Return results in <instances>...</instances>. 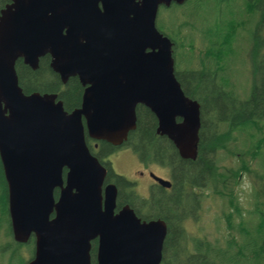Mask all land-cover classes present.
<instances>
[{
    "label": "water",
    "instance_id": "95a60500",
    "mask_svg": "<svg viewBox=\"0 0 264 264\" xmlns=\"http://www.w3.org/2000/svg\"><path fill=\"white\" fill-rule=\"evenodd\" d=\"M8 1L0 10V163L14 240L34 236L28 264H92L94 241L95 264H161L165 222L141 221L129 206L115 212L117 188L104 185L107 170L85 136L121 145L143 106L180 158L196 159L199 104L183 93L172 43L155 26L160 6L187 0ZM45 55L63 84L77 78L84 88L70 113L56 95L19 87L16 62L34 71Z\"/></svg>",
    "mask_w": 264,
    "mask_h": 264
},
{
    "label": "trees",
    "instance_id": "16d2710c",
    "mask_svg": "<svg viewBox=\"0 0 264 264\" xmlns=\"http://www.w3.org/2000/svg\"><path fill=\"white\" fill-rule=\"evenodd\" d=\"M218 1L220 4L223 0ZM190 2L188 0L187 4ZM5 3L7 0H0V9ZM208 3V0H195L194 6V15L199 16V23L204 27V33L196 32V35L201 39V35L204 36L206 46L204 43L201 51H205L206 59L200 62L183 60L187 64L184 78L182 69L177 67L179 56L184 51H178L177 43L187 45L186 42L178 35L169 37L157 27L174 44L175 77L183 93L199 104L200 128L196 159H181L173 144L156 133L157 122L154 115L147 108L137 106L136 127L129 132L121 149H131L139 163H151L167 170L172 182L170 190L154 188L152 196L143 199L139 194L135 196V190L130 189L132 185L129 182L115 176L108 164L106 167L109 169L108 175L115 179L118 186V206L128 204L144 221L165 222L167 233L162 247L161 264H264L263 190H260L257 181L256 168H253L254 160L257 157L258 163V157L264 150V0H243L238 8L240 14L245 5L247 16L255 17L248 63L252 88L246 100H241L234 91L230 80L222 75L224 70L220 66L221 60L232 52L233 33L238 28L234 26L236 21L223 15L227 10L222 8L221 26H225L215 27V21L211 24L208 20L207 15L210 12L206 15L199 13ZM185 6L174 4L169 8L160 7L158 18L172 7L181 10ZM173 18V15L170 16V20ZM175 24H181L180 28L183 26L179 18ZM194 38L188 42L192 45L189 46L192 52L194 49L199 50L195 47L196 41L194 43L192 40ZM208 38L213 43H209ZM16 73L23 94H54L67 112L80 107L83 90L78 79L70 78L66 84H62L59 76L50 68L49 61L40 59L37 70L33 71L19 60L16 63ZM85 141L91 154L103 164V159L119 149L103 141L95 142L87 136ZM94 144H97V148H94ZM231 144L234 149L230 148ZM223 152L238 161L235 167L221 168ZM244 171L255 180L256 188L252 193L254 207L252 212L247 213L253 219L243 218L242 212L237 208L238 195L233 190L236 178ZM3 176L0 163V185L7 197ZM124 187L129 188L130 196L124 194ZM206 190L210 195L206 194ZM211 195L236 209L239 219L237 222L233 221L234 212H223L221 215L226 218L232 234L238 237L237 240L229 238L222 244L217 240L212 243L205 235H193L187 231V222H198L203 211V201ZM57 197L56 191L55 198ZM93 243L92 256L96 248L95 241ZM17 245L32 249L31 242ZM27 262L28 260L24 264Z\"/></svg>",
    "mask_w": 264,
    "mask_h": 264
},
{
    "label": "rangeland",
    "instance_id": "374dc122",
    "mask_svg": "<svg viewBox=\"0 0 264 264\" xmlns=\"http://www.w3.org/2000/svg\"><path fill=\"white\" fill-rule=\"evenodd\" d=\"M208 2V5L205 8H202V12L200 11L199 13L206 15L210 12L207 17L211 24L215 21V27L220 28L221 24L223 23V21L221 22L222 8L227 10L223 13V15H226L229 20L233 19L236 21L234 26L238 28L234 29L232 52L221 60L220 66L224 70L222 75L225 76L226 79L230 80L234 91L237 92L241 100H246L249 97L252 88L251 74L249 69L250 65L248 63L250 61V44L252 42L250 37L252 36V33L255 29V17L252 18L251 16H247V13L244 10V4V8L239 14L238 8L243 3V0H223L220 4L218 0H208ZM184 5L186 6L181 8V10L180 8L177 9L172 7L170 11H164L157 20V27L166 32L169 37L178 35L187 44L185 45L180 42L177 43L178 51H184V54L179 56L177 62V67L179 66L180 69H182L183 78L187 69V64L186 62H183V60L186 59L200 62L206 59L205 51H201L202 46L205 43L204 36L201 35V39L196 35V32H199L200 34L204 33V27L199 23V16L194 15L195 0H191V2L188 4L186 2ZM234 8H236V10ZM172 15L174 18L170 20V16ZM178 18L183 23L181 28V24H175L178 21ZM224 26L225 25H222L221 28ZM180 31L183 37L180 36ZM193 37H195L192 39L194 43L196 41L195 47L199 50L194 49L192 52L190 49L192 45L188 42H190L191 38ZM208 42L213 43L212 39L210 40L209 38ZM230 148L234 149V146L231 144ZM221 155L223 157L220 163L222 169L235 167L237 165L238 161L234 158L228 157L226 153ZM136 158L137 157L133 155L131 149H120L112 154L109 163L105 159L103 160L109 165V168H112L114 173L122 175L127 180H133L137 177L138 172L142 169ZM258 159V163L257 157L254 160L253 168H256L255 173L257 175V181L260 186V190H263L261 194H263L262 199L264 200V150L261 152ZM151 169L158 176L165 178L169 176L168 171L164 168H159L158 166L153 165L151 166ZM257 170L259 172H257ZM145 181L147 183L149 182L148 180ZM255 188L256 186L254 178L245 171L239 174L235 180L233 190L234 193L238 195L239 199V205H237V208L242 212V216L245 219L248 217L253 219V216H248L247 213L252 212L254 207L252 193L254 192ZM128 190L129 188L124 187V194L130 196ZM138 194L141 197H144L143 199L146 198L142 187H138L137 191L135 190V196ZM206 194L210 195L207 190ZM202 207L203 211L198 222L194 223L193 221H188L186 224L187 231L190 234H199L200 236L205 235V237L210 242L213 243L215 240H217L221 244L229 238L232 240L238 239V237L236 238L232 234L230 230L231 226L228 225L226 218H223L221 215L223 212L227 214L234 212L232 215L233 221L237 222L239 219H237L238 215L236 213V209H234L233 206L211 195L210 197L204 199ZM140 212L143 213L141 210ZM31 254L32 249L29 246L20 247L12 239L7 197L6 194L2 192L0 185V264H24L25 261H29ZM252 264L255 263L252 262Z\"/></svg>",
    "mask_w": 264,
    "mask_h": 264
},
{
    "label": "flooded vegetation",
    "instance_id": "af4514ba",
    "mask_svg": "<svg viewBox=\"0 0 264 264\" xmlns=\"http://www.w3.org/2000/svg\"><path fill=\"white\" fill-rule=\"evenodd\" d=\"M7 3L4 4V6L6 5ZM3 6V7H4ZM41 59H45L46 61H51V58L49 55H45L44 57H42ZM83 90V88H82ZM112 146V145H111ZM114 148L118 147V146H112ZM122 148V145H119V149L120 150ZM117 150V151H118ZM114 152H112L106 159V161L109 163L110 162V157L112 156ZM138 160V159H137ZM104 161V160H103ZM139 163V162H138ZM141 165V170L138 172V175L136 178H134L133 180H127L125 177H123L122 175H119L118 173H114L115 176H119V177H122L124 178L127 182H129L132 187L130 189H134L137 191V188L138 187H142L144 193H145V199H149L151 196H152V191L153 189H157V188H161L160 186H158V184L151 178V174H155V172L151 169V166H153V164L151 163H148V164H144V163H139ZM105 167H106V163L104 164ZM2 166V165H1ZM155 166V165H154ZM107 168V167H106ZM3 171V169H2ZM108 172H109V169L107 168V176H106V179H105V184H114L117 188V198H116V211L120 210L122 207L124 206H129L128 204H123L122 206H118V203H117V200H118V193H119V190H118V186H117V183L115 181V179H111L110 175H108ZM4 175V173H3ZM156 175V174H155ZM158 176V175H157ZM4 177V176H3ZM161 178H164L166 179L165 177H162L160 176ZM5 179V178H4ZM145 180H148L149 182L147 183ZM6 183V181H5ZM7 186V184H6ZM167 190H170V189H167ZM8 192V191H7ZM8 197V195H7ZM144 198V197H142ZM119 207V208H118ZM94 245V243H93ZM95 245H96V242H95Z\"/></svg>",
    "mask_w": 264,
    "mask_h": 264
},
{
    "label": "bare ground",
    "instance_id": "6f19581e",
    "mask_svg": "<svg viewBox=\"0 0 264 264\" xmlns=\"http://www.w3.org/2000/svg\"><path fill=\"white\" fill-rule=\"evenodd\" d=\"M176 48V47H175ZM210 181V180H209ZM147 206V205H146Z\"/></svg>",
    "mask_w": 264,
    "mask_h": 264
}]
</instances>
